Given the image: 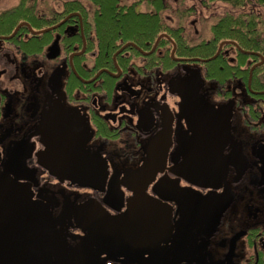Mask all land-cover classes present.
<instances>
[{"label":"flooded vegetation","instance_id":"flooded-vegetation-1","mask_svg":"<svg viewBox=\"0 0 264 264\" xmlns=\"http://www.w3.org/2000/svg\"><path fill=\"white\" fill-rule=\"evenodd\" d=\"M143 1L118 2V20L144 25L137 38L122 27L103 42L90 0H30L38 22L0 34V183L51 205L55 264H264L263 56L231 40L183 56L168 32L152 43L149 15L169 25ZM169 27L188 47L212 39ZM92 221L113 235L93 243Z\"/></svg>","mask_w":264,"mask_h":264},{"label":"trees","instance_id":"trees-1","mask_svg":"<svg viewBox=\"0 0 264 264\" xmlns=\"http://www.w3.org/2000/svg\"><path fill=\"white\" fill-rule=\"evenodd\" d=\"M96 6L99 7L100 11L103 12V24H100L98 29L99 36L103 39V42L114 43L119 39V32L126 28L129 30L128 35L130 37L137 38L141 36L143 31V24L138 25V17L133 14L129 21L118 20L121 18L117 13L120 11L118 6L119 0H90ZM209 1H223L232 5L234 8H244L250 3L257 4L264 8V0H209ZM30 0H20L19 4L12 9L5 10L0 13V34L9 35L14 29L23 21L36 20V7L29 5ZM150 4L157 11L164 9L163 0H152ZM77 5V4H76ZM78 6V5H77ZM134 8H131L133 11ZM149 25L148 32L150 33V41L153 43L159 33L168 32L176 39L178 45L179 54L185 56H201V57H211L218 49L219 43L224 40L235 41L239 46L246 51H256L260 52L264 57V41L261 40L256 32V25L253 20L248 19L243 20L242 18H236L231 15H227L222 18L215 26L212 27V39L209 43H203L198 47H188L186 46L184 39L181 35V30H172L169 26L162 23L161 19L156 17V15H149L148 17ZM98 24V27H99ZM36 28H42L43 25L34 24ZM124 27V28H122ZM140 32V34H139ZM126 36V34H124ZM249 56L239 55L240 65L246 64ZM221 60H216L210 62V66L213 65L214 75H221L226 72V69L222 71V67H226ZM262 68H258L255 71V76L263 71ZM259 89H264V84L261 85L257 82Z\"/></svg>","mask_w":264,"mask_h":264},{"label":"water","instance_id":"water-1","mask_svg":"<svg viewBox=\"0 0 264 264\" xmlns=\"http://www.w3.org/2000/svg\"><path fill=\"white\" fill-rule=\"evenodd\" d=\"M23 25L25 24H20L12 35L2 37V39L14 38ZM27 26L33 34L45 33L56 28L35 32L28 24ZM248 54L255 53L248 52ZM213 59L215 57L205 60V62ZM263 63L264 57H262ZM193 82L194 79L188 85L187 90H185L187 85L181 83L183 92L189 91L187 93L190 100L198 83L200 85V82L192 85ZM190 92L192 93L190 94ZM262 156L264 157L263 153ZM29 189L30 185H23L11 178L0 183V264H55L54 258L44 248L50 236L48 217L51 212V205L41 200L34 201V195L29 192ZM96 228L92 221L87 229L93 243H95L94 236L96 235H99L100 239L109 238L113 235L111 231H108L110 234L103 231L100 235V231Z\"/></svg>","mask_w":264,"mask_h":264},{"label":"rangeland","instance_id":"rangeland-1","mask_svg":"<svg viewBox=\"0 0 264 264\" xmlns=\"http://www.w3.org/2000/svg\"><path fill=\"white\" fill-rule=\"evenodd\" d=\"M48 1L52 0H44L45 3ZM136 1L139 0H123V4L130 5ZM149 1L152 0H144L141 3V9L154 13L155 9ZM19 2L20 0H0V13L14 8ZM164 2L166 4L165 10H162L164 21L173 28L183 27L189 45L209 41L212 38V27L227 15L240 17L246 21L253 20L259 38L264 41V8L257 4L250 3L244 8H234L223 1L165 0ZM193 22H195L194 25H192ZM262 72L264 76V68Z\"/></svg>","mask_w":264,"mask_h":264}]
</instances>
